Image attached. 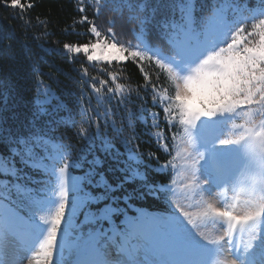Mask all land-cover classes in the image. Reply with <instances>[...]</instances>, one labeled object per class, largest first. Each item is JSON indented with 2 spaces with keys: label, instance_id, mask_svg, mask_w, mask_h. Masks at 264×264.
Here are the masks:
<instances>
[{
  "label": "snow or ice",
  "instance_id": "obj_1",
  "mask_svg": "<svg viewBox=\"0 0 264 264\" xmlns=\"http://www.w3.org/2000/svg\"><path fill=\"white\" fill-rule=\"evenodd\" d=\"M83 2L80 13L85 12ZM116 2L104 0V6ZM3 3L20 13L33 7L25 0ZM218 3L198 8L197 0H143L142 5L119 0L133 13L130 21L139 25L131 29L136 43L119 38L112 20L106 30L87 15L74 21L88 25L89 39L65 43L67 54H83L94 66L131 60L145 78V89L150 83L145 61L159 69L157 80L165 77L167 87L151 85L152 105L163 113L175 154L158 167L162 174L175 170L183 179L158 187L148 183L145 154L133 145L135 137L117 126L109 107L113 99L117 107L131 100L125 94L131 90L116 82L115 72H107L111 86L109 80L89 77L99 107H81L79 123L68 105L44 89L39 93L44 99L36 104L48 121L38 124L40 113H34L24 131L0 115V177L5 178L0 189L18 196L0 191V264H264V0L254 9L239 0ZM94 11L98 15L101 8ZM153 35L163 47L150 40ZM82 75L88 76L86 68ZM61 110L68 115H60ZM125 111L128 128L139 119L160 129L150 133L159 145L164 131L160 112L141 107L137 116ZM64 124L89 142L91 159L83 152L73 159L72 145L54 135L53 127ZM109 128L114 138L107 135ZM147 155L159 160L154 153ZM78 168L80 176L70 171ZM33 171L43 179L35 180ZM32 183L42 187L33 189ZM125 185H135L139 196L163 197L167 215L142 210L130 215L133 195ZM89 203L102 205L86 214L98 226L69 243L73 220Z\"/></svg>",
  "mask_w": 264,
  "mask_h": 264
},
{
  "label": "trees",
  "instance_id": "obj_2",
  "mask_svg": "<svg viewBox=\"0 0 264 264\" xmlns=\"http://www.w3.org/2000/svg\"><path fill=\"white\" fill-rule=\"evenodd\" d=\"M31 2L33 7L26 8L24 13H20L19 9H12L4 6L3 0H0V115L10 118L11 123H15L19 128L23 125V130L27 131L28 127L33 122V114L39 112L40 115L36 118V122L44 123L49 120V117L44 115L39 105L36 104L37 99L43 100L44 97L39 93L44 89H50L60 100H62L69 108L72 109L73 115L77 122L81 121V116L77 113L81 107L86 109H95L98 106L97 96L92 91L89 83V77L98 76L99 79L109 80L107 72H115L117 74V83L125 85L126 95H130L131 100L123 106L117 107V101L113 99L109 104L115 111L114 119L118 127L124 128L125 136H134L133 145L139 147V151L144 153L145 164L150 165L145 175L149 184L153 181L156 186L170 183V179L177 181L178 173L175 170L169 169L165 173H160L159 164H163L170 158V153L175 154V146L170 139L171 132L167 130V125L163 124V113L158 107L152 105L151 85H164L167 87V82L163 75L157 80L156 74L159 69L151 62L145 61L144 71L150 77L148 88L145 89V78L136 63L129 60L126 64L111 66H94L89 64L83 54L76 56L67 54L63 48L65 43H84L89 39L87 34L88 25L74 23L78 21L82 15H87L102 29L109 27V20L115 22L114 31L117 36L125 41L136 43L131 29H139V25L130 21V13L127 6L116 3H109L104 6V0H84L83 6L85 12L80 13V0H25V3ZM134 5H142L143 0H131ZM218 0H197V5L203 3L206 8H211ZM101 8L100 14H96L94 7ZM117 6L120 11H116ZM205 13H208L205 11ZM79 33V34H78ZM153 43H158L162 47L163 42L156 40L155 36H150ZM167 50V49H166ZM100 67H106L105 72H100ZM82 68H86L88 76L82 75ZM99 86V85H97ZM103 91V90H102ZM172 89L169 88V92ZM142 97L141 100L138 98ZM119 96V93L116 94ZM56 103L55 100L52 101ZM144 107L151 111L160 112L162 139L159 143L153 139L150 133L159 131L160 129H151L139 119L133 120V128L127 127L128 111L140 115V108ZM44 109L51 110V105H43ZM103 111V108L100 109ZM60 115L67 116L68 112L61 110ZM147 116V113H144ZM149 125L151 121H148ZM84 127H88L87 124ZM94 132V127L89 129ZM77 129L70 125H60L53 127V133L57 137H63V142L72 145V158L75 159L81 155L91 159L89 151V142L81 139L76 135ZM172 131H175L173 129ZM109 138H114L115 133L109 128L107 131ZM98 144L99 141L97 140ZM167 143V147L165 144ZM117 147H120L117 142ZM123 150V149H121ZM148 153H154L156 159H149ZM85 167L87 165H84ZM74 175H82L81 169L72 170ZM30 175L35 180L43 179L39 171H33ZM0 179H5L0 177ZM10 179V178H7ZM139 182H136L138 184ZM33 189L42 187L37 183L29 185ZM135 185H125L128 193L133 195V199L128 201L129 214H135L137 211L150 213H158L167 215V204L163 197L139 196L133 192ZM6 194H11L12 199H17L16 193L13 191ZM139 192V188L136 189ZM102 205L91 203L89 209L79 215L77 219L81 236L84 238L95 229L98 225L86 218V214L95 213ZM21 214H24L21 212ZM116 223L119 219L113 217ZM107 227V223L104 222Z\"/></svg>",
  "mask_w": 264,
  "mask_h": 264
},
{
  "label": "rangeland",
  "instance_id": "obj_3",
  "mask_svg": "<svg viewBox=\"0 0 264 264\" xmlns=\"http://www.w3.org/2000/svg\"><path fill=\"white\" fill-rule=\"evenodd\" d=\"M239 2L242 3L243 5H245L248 9H254V8H256V7H258L260 5V0H239ZM218 6H219V3L217 2L212 7H218ZM197 7L199 8V5H197ZM225 14L228 15V16H231L232 15L231 9L230 8H226L225 9ZM204 15H206V16L210 15V12L204 13ZM237 122L240 123V122H243V120L241 119V120H238ZM182 179H183V177L178 174L177 183H180L182 181ZM16 197L18 199L17 194H16ZM212 202L215 203V201H212ZM166 204H167V202H166ZM89 205H90V203L84 205L81 209L78 210V212H77V214H76V216H75V218L73 220L72 228L69 231V235H68L69 243H72V242L76 241L78 238H83L81 236V231H80V229L78 228V225H77V217H79L80 214H83L85 212V210L89 207ZM167 207H168V205H167ZM227 259L228 258L226 257L225 260H227Z\"/></svg>",
  "mask_w": 264,
  "mask_h": 264
}]
</instances>
